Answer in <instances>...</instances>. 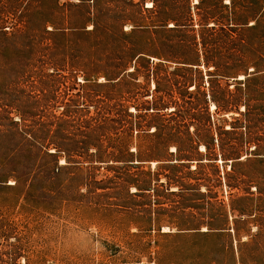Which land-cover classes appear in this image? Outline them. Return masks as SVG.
Wrapping results in <instances>:
<instances>
[{"label":"rangeland","instance_id":"rangeland-1","mask_svg":"<svg viewBox=\"0 0 264 264\" xmlns=\"http://www.w3.org/2000/svg\"><path fill=\"white\" fill-rule=\"evenodd\" d=\"M0 264H264V0H0Z\"/></svg>","mask_w":264,"mask_h":264},{"label":"snow or ice","instance_id":"snow-or-ice-1","mask_svg":"<svg viewBox=\"0 0 264 264\" xmlns=\"http://www.w3.org/2000/svg\"><path fill=\"white\" fill-rule=\"evenodd\" d=\"M61 163H63V161Z\"/></svg>","mask_w":264,"mask_h":264},{"label":"bare ground","instance_id":"bare-ground-1","mask_svg":"<svg viewBox=\"0 0 264 264\" xmlns=\"http://www.w3.org/2000/svg\"><path fill=\"white\" fill-rule=\"evenodd\" d=\"M214 107V106H213Z\"/></svg>","mask_w":264,"mask_h":264}]
</instances>
